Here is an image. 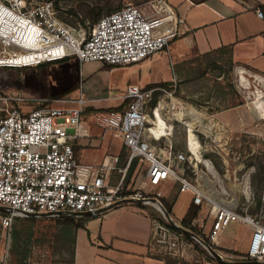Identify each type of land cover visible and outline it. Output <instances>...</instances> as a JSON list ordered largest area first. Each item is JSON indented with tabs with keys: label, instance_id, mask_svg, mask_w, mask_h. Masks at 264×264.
<instances>
[{
	"label": "built area",
	"instance_id": "built-area-1",
	"mask_svg": "<svg viewBox=\"0 0 264 264\" xmlns=\"http://www.w3.org/2000/svg\"><path fill=\"white\" fill-rule=\"evenodd\" d=\"M256 12L262 15L260 9ZM182 21L168 0H144L140 4L126 2L102 14L88 30L75 29L58 17L54 0H0V66L35 65L69 54L80 61L136 63L165 48L180 32L178 23ZM29 48L33 50L30 57L26 54ZM160 88L130 83L125 105L99 110L95 115L104 130L121 137L127 150L122 166H117V156L97 165L78 161L73 139L81 134L80 117L87 105L81 95L44 98L42 105L24 110L27 97L1 91L0 205L5 207L1 225L10 229L16 217L47 211L57 215L84 210L96 214L128 200L142 199V203L155 205L172 224L170 227L165 219L152 218L151 246L172 256H184L192 244L183 239L185 231L164 207L161 192L155 190L151 196L137 188L124 191L127 169L137 158L145 166L147 184L175 180L179 190L192 192L194 204L208 206L212 215L206 233L209 240L216 241L230 221L246 224L251 231L250 241L247 252L239 256L264 261V186L258 212L238 211L231 204L220 203L197 178H188L178 167L196 155L189 142V155L182 150L173 152L170 145L156 150L149 141L158 138L148 135L146 106ZM55 100L63 103L56 104ZM112 169L120 172L116 182L110 181ZM190 236L202 243L197 234Z\"/></svg>",
	"mask_w": 264,
	"mask_h": 264
},
{
	"label": "rangeland",
	"instance_id": "rangeland-1",
	"mask_svg": "<svg viewBox=\"0 0 264 264\" xmlns=\"http://www.w3.org/2000/svg\"><path fill=\"white\" fill-rule=\"evenodd\" d=\"M90 1L54 0L57 15L62 21L75 29L84 27L85 30L92 25L87 18ZM143 1L113 0L112 5L121 6L126 2L140 4ZM107 12V9L102 10L100 16ZM81 18L85 20L81 21ZM238 66L234 61L230 63L225 49H216L196 56L188 71L180 78H174L169 57L165 53L152 62L126 67L120 76L127 78L128 74H136L139 69L144 74L151 72L154 80L161 74H167L166 78L171 82L166 86L159 85L161 88L154 91L146 106L148 124L153 123L150 134L158 138H150V144L156 150H164L170 145L173 152L182 150L189 155V142L196 155L178 164L184 175L192 180L197 178L204 189L220 203L231 204L238 211L256 213L259 211L260 194L264 186V117L259 118L253 103L257 91H264V84L254 77L253 74L258 72L241 66L248 70L245 73L248 83L243 84L237 73ZM84 77L85 69L82 70L75 54L35 65L0 66V92H18L27 97L28 103L34 107L42 99L62 93L77 97L80 88L85 96L87 85ZM261 99L264 100V95ZM95 114V111L86 109L80 120L95 125ZM126 155L127 150L122 144L118 163L123 164ZM133 160L136 163L130 176L131 182L126 189L124 187V191L132 192L137 188L151 196H154L156 189L163 194L169 192L166 195L169 204L167 199L160 197L164 207L177 224L196 231L202 241L187 237L185 232L183 239L192 245L187 247L184 256H175L179 262L224 264L215 257L206 241L223 258L241 259L235 250L247 252L251 231L246 224L230 221L217 235L216 242L209 240L206 233L210 230L212 215L208 206L195 204L196 214L200 213V221L194 223L192 217H189L193 207L192 192L179 190V183L175 180L161 181L154 187L149 184L146 192L138 187L142 180L147 184L145 166L137 158ZM116 171H111V182H116L120 175ZM124 203L134 211L142 208L149 215L153 214V218L169 222V218H163L153 204L138 205L130 200ZM2 213L0 211V215ZM96 214L91 215L85 226H82L83 234L79 241L84 250L88 248V252L79 264H162L149 253L146 254L147 250L150 253L161 252L153 247L147 248L144 241H135L141 237L122 229L120 225L126 221L120 218L117 222L116 215L103 220L102 238L96 237L101 225L100 220L95 219ZM64 216L68 215H60V218ZM188 217L190 224L185 226L181 219ZM56 218L41 215L16 217L13 221L17 223L15 238L12 234L13 224L8 229L0 223V264H66L64 259L69 257L68 251H62L59 244L53 241L58 225ZM200 222L202 226H199ZM120 234H127L133 239L124 238Z\"/></svg>",
	"mask_w": 264,
	"mask_h": 264
},
{
	"label": "crops",
	"instance_id": "crops-1",
	"mask_svg": "<svg viewBox=\"0 0 264 264\" xmlns=\"http://www.w3.org/2000/svg\"><path fill=\"white\" fill-rule=\"evenodd\" d=\"M168 1L177 16L182 17L183 21L178 23L180 32L175 37L171 38L167 46L162 50L139 62L126 65H115L101 60L80 61L78 59L80 67H82V70L83 68L85 69L86 74V77H84V83L87 85L86 95H83L84 92H82L81 88L79 91V96L81 95L87 102L84 111H86V109H91L97 113V111L107 108L122 107L127 102L126 90L127 85L130 83H137L141 88H148L150 87L149 84L161 80L171 82L170 79L166 78L167 74H161L157 80H154L155 78H153L151 72L144 74L141 69H139L136 74H128L127 78L120 76L126 67L145 64L148 61L152 62L154 59L162 57V55L164 56L165 53L169 57L174 78L183 76V74L188 71L190 63L196 56L208 53L220 47L226 50L228 57L236 64L248 67L258 72V74L260 73L262 77L264 76V0ZM256 9H260L262 15H258ZM77 97H73L68 93H62L47 98ZM55 102L56 104L63 103L60 100H55ZM42 103L43 101L41 100L39 105H42ZM23 105L22 108L24 110L33 108L30 103H25ZM94 124L95 125L91 126L86 122H80L79 130L81 134L73 139L78 161L81 164L97 165L103 161V159L112 161L115 156L119 158L123 144L121 137L112 134V132L108 130H104L96 120ZM106 135L109 136L107 137ZM123 164L117 161V166ZM112 170H110V174ZM162 181L169 182L174 180L165 179ZM148 186L149 184H145V180H142L138 185V187H142L146 192L149 190ZM154 186L155 185H153V187ZM161 194V197L163 196V198L167 199L169 192ZM134 202L138 205L144 204L140 201ZM167 202L169 204L168 199ZM193 206H195L194 203ZM198 213L192 216L194 223L200 221V218H198L200 213ZM114 215L118 216L117 222L120 218L126 221L124 224L120 225L122 229L124 228L129 233L141 237L140 239H134L135 241H144L147 248L152 249L151 226L153 214L149 215L145 210H142V208H138L134 211L133 208L126 203L102 209L101 212L96 214L95 219L101 222L96 237L102 238L101 226L103 220L107 217L111 218ZM75 216L77 218L82 217V225L75 230L73 264H79L85 259V254L88 252V248L86 250L83 249L79 237L83 234L82 226H85L90 216L78 214H75ZM117 222L116 225H114L115 229L117 227ZM120 235L124 238L133 239L127 234ZM148 253L150 255V251L147 250L146 254L148 255Z\"/></svg>",
	"mask_w": 264,
	"mask_h": 264
},
{
	"label": "trees",
	"instance_id": "trees-1",
	"mask_svg": "<svg viewBox=\"0 0 264 264\" xmlns=\"http://www.w3.org/2000/svg\"><path fill=\"white\" fill-rule=\"evenodd\" d=\"M58 1V0H56ZM113 0H91V6L89 7L88 11H87V18L89 20L90 23L95 22L99 17L100 14L102 12V10L107 9L108 12L118 8L119 4L117 5H112ZM84 18H81V21H84ZM218 49H224V48H218ZM230 63H233V60L230 58ZM170 81H158V82H154L149 84V86H156V85H161V86H166L167 84H169ZM136 160H131L130 165L127 169V173L125 176V180H124V187L126 189V187L130 184V176L133 173L134 170V166H135ZM196 206V205H195ZM195 206H193L189 217H192L196 211H195ZM1 212H4L3 209H0ZM36 215H41L43 217H48V218H56L58 220V225L56 228V231L54 233L53 236V241L58 243L60 246V249L66 250L68 251V258H65L64 261L66 262V264H73L74 263V251H75V230L77 227L82 225V221L81 218L82 217H76L75 214L74 215H68V216H64L63 218H60V215L57 214H39V213H35V214H30L27 215L26 217H35ZM183 218L181 219V222L183 225H188L189 223V219L190 218ZM20 219V218H18ZM167 224L172 227V224L170 222H167ZM14 226V230L12 232L13 234V238L16 237V227H17V223H13ZM183 227V226H182ZM186 228V227H184ZM191 232L196 234V231L191 230ZM185 235H187V237H191L190 234L185 233ZM207 245L211 248V244L210 242H207ZM235 252H238V254H243L242 252H239L237 250H235ZM150 255L154 258L159 259L162 264H184L183 262H179L177 260V257L172 256L168 253H155L152 252L150 253Z\"/></svg>",
	"mask_w": 264,
	"mask_h": 264
},
{
	"label": "bare ground",
	"instance_id": "bare-ground-1",
	"mask_svg": "<svg viewBox=\"0 0 264 264\" xmlns=\"http://www.w3.org/2000/svg\"><path fill=\"white\" fill-rule=\"evenodd\" d=\"M32 52H33V50L32 49H28L27 50V55H28V57H30L31 55H32ZM248 70H246L244 67H241V66H238L237 67V73L239 74V78H240V80L243 82V84L244 83H248V81H247V77H246V75H245V73L247 72ZM254 75V77L259 81V82H261V83H263L264 84V78L261 76V75H259V74H257V73H254L253 74ZM249 76V75H248ZM259 84V83H258ZM262 84V85H263ZM261 85V84H260ZM264 86V85H263ZM247 88V87H246ZM256 95H257V98H256V100L254 101V103H253V108L255 109V111H256V113H257V115H259V118H260V116H262V117H264V100H262L261 99V97L264 95V91L263 90H258L257 91V93H256ZM252 107V106H251ZM156 108V107H155ZM154 108V109H155ZM154 109H153V112H154ZM180 114V113H179ZM183 116V115H182ZM178 117H179V115H178ZM181 117V116H180ZM153 124H150V127L152 126ZM146 131H148V130H146ZM151 132H150V129H149V133H148V135H153V134H150ZM207 166V165H206ZM208 167V166H207ZM210 167V166H209ZM242 188V187H241Z\"/></svg>",
	"mask_w": 264,
	"mask_h": 264
},
{
	"label": "water",
	"instance_id": "water-1",
	"mask_svg": "<svg viewBox=\"0 0 264 264\" xmlns=\"http://www.w3.org/2000/svg\"><path fill=\"white\" fill-rule=\"evenodd\" d=\"M133 201L142 202V199H135ZM0 209L5 210V207L3 205H0ZM39 214H52V213L47 211V212H39ZM76 214L83 215V216H91V215L94 214V212L84 210V211H77ZM178 227H180L182 230H184L188 234H192V232L190 230H188V229H186V228H184L182 226H179V225H178ZM210 250L215 255V257H217L218 260L223 262L224 264H263V262H264V261L257 260V259H225L219 253H217L213 248H210Z\"/></svg>",
	"mask_w": 264,
	"mask_h": 264
}]
</instances>
